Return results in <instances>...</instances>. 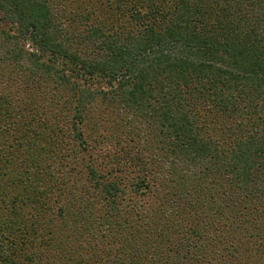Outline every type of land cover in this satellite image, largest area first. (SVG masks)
I'll return each mask as SVG.
<instances>
[{"label": "trees", "instance_id": "obj_1", "mask_svg": "<svg viewBox=\"0 0 264 264\" xmlns=\"http://www.w3.org/2000/svg\"><path fill=\"white\" fill-rule=\"evenodd\" d=\"M0 264H264V0H0Z\"/></svg>", "mask_w": 264, "mask_h": 264}, {"label": "rangeland", "instance_id": "obj_2", "mask_svg": "<svg viewBox=\"0 0 264 264\" xmlns=\"http://www.w3.org/2000/svg\"><path fill=\"white\" fill-rule=\"evenodd\" d=\"M94 6L95 7H99V3H95L94 4ZM68 133H70V132H67L66 134H68ZM85 134V136L87 137V139H89L90 141H89V143H90V145L91 144H94L95 142L93 141L94 139H96L97 138V136H98V134L95 132V130L92 128V130L90 131V132H84ZM87 133V134H86ZM68 138V137H67ZM90 152H92L93 153V158L98 154V150H93V151H90ZM100 157H101V155H99V158L96 160V159H94L95 160V163H97L99 160H100ZM71 158H69V160H70ZM68 160V161H69ZM101 163V162H100ZM101 164H103V163H101ZM81 169H83V167L81 166ZM82 171H84V170H82ZM84 173V172H83ZM75 178H82V176H80L79 174H76V176H75ZM127 192H130V190H127ZM130 195H131V199L134 201H136V199L138 198V196H136V195H134V193H130ZM134 195V196H133ZM129 196L127 195L126 196V198H127V200H126V203H124L125 205H127V206H130L131 204H133L132 202L130 203V200H129V198H128ZM139 201H142V200H139Z\"/></svg>", "mask_w": 264, "mask_h": 264}]
</instances>
